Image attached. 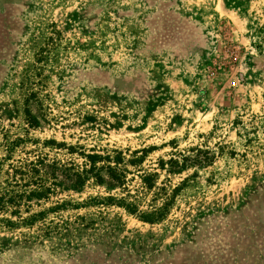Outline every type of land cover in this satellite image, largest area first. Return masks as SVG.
<instances>
[{
	"label": "rangeland",
	"instance_id": "rangeland-1",
	"mask_svg": "<svg viewBox=\"0 0 264 264\" xmlns=\"http://www.w3.org/2000/svg\"><path fill=\"white\" fill-rule=\"evenodd\" d=\"M0 264H264V0H0Z\"/></svg>",
	"mask_w": 264,
	"mask_h": 264
}]
</instances>
